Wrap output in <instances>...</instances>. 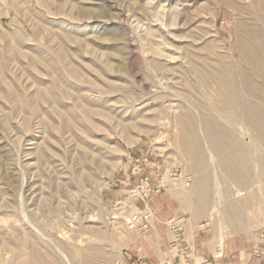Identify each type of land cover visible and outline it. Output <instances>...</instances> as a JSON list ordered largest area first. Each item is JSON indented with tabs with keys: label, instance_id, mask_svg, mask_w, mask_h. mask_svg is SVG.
<instances>
[{
	"label": "rangeland",
	"instance_id": "rangeland-1",
	"mask_svg": "<svg viewBox=\"0 0 264 264\" xmlns=\"http://www.w3.org/2000/svg\"><path fill=\"white\" fill-rule=\"evenodd\" d=\"M244 1L250 14L255 11L256 0ZM221 3L0 0V264H15L2 247L5 238L20 241L26 254L33 247L50 253L57 264H81L92 255L100 264H125V253L151 243L144 202L151 193L134 192L144 178L181 202L184 215L172 219L204 229L219 249L225 239H249L264 227L263 145L248 161L238 157L239 167L248 166L250 184L234 195L236 183L221 170L226 161L202 142L211 188L209 206L194 214L199 199L189 190L195 175L174 121L181 105L196 118L203 113L185 97L188 83L150 62L163 63L173 53L178 61L169 65L180 62L160 33L192 42L198 51L228 50L238 17ZM200 93L205 113L216 117V93ZM237 129L250 145L247 127ZM136 167L143 170L136 173ZM236 204L242 221L233 229L228 215Z\"/></svg>",
	"mask_w": 264,
	"mask_h": 264
},
{
	"label": "bare ground",
	"instance_id": "bare-ground-1",
	"mask_svg": "<svg viewBox=\"0 0 264 264\" xmlns=\"http://www.w3.org/2000/svg\"><path fill=\"white\" fill-rule=\"evenodd\" d=\"M236 1L222 0L220 6L231 9L238 17L232 30L234 40L232 39L233 43L228 50L224 49V46L220 51L214 50V46H205L198 51L197 48H193L192 42L184 43L182 38L175 40L174 37L160 33L159 36L168 45L167 51L178 50L180 62L178 65H169L177 60L173 57L174 53L168 56V60L163 63L157 59L150 60L154 68L171 71L186 84L188 83L189 90L185 97L190 98L191 105L203 113L202 116L196 118L190 110L191 107L181 105L180 114L174 121V126L179 132V146L183 156L191 161L189 170L195 175V182L189 191L199 199L194 211L196 215L198 211L208 205L207 197L211 188L210 177L206 172V157L201 149L202 142L212 148L218 159L226 161V164L221 166V170L236 183L234 195H238L240 189L243 190L250 184L247 174L248 166L246 164V167H239L238 159L241 157L248 161L256 146H264V0H256L255 11L251 14L247 11L248 6L243 3L244 0L240 3ZM246 1L248 0L244 2ZM251 7L253 8V6ZM245 14L248 15L247 18L244 17ZM230 50L238 54V60L229 58V53H232ZM202 89L216 93L219 105H211L213 109L214 107L218 109L216 117L205 113L209 107H207V101L200 98ZM174 100L171 98L169 101L168 110L170 112L173 110L172 101ZM218 119L224 120L225 124H222ZM198 126L201 127V132H198ZM237 126H242L244 129L247 127L248 138L252 139L250 145L244 143L243 139H239V132L237 135L236 131L238 130ZM227 141L230 143L231 151L227 150ZM258 155L261 162L263 161L262 172L264 171V152ZM235 206H232V213L228 215L233 229L238 228L242 221L240 207L238 204ZM2 247L6 252L12 253L15 264H57V261L51 258L52 254L43 253L34 247L28 254L25 253V250L22 252V243L17 239L13 243L10 239L5 238L2 241ZM51 247L54 253L59 249L53 243H51ZM82 261L81 264L101 263L96 255L83 256Z\"/></svg>",
	"mask_w": 264,
	"mask_h": 264
},
{
	"label": "crops",
	"instance_id": "crops-1",
	"mask_svg": "<svg viewBox=\"0 0 264 264\" xmlns=\"http://www.w3.org/2000/svg\"><path fill=\"white\" fill-rule=\"evenodd\" d=\"M144 172L148 173L147 170ZM151 173V184L155 186L157 171ZM144 202L151 213V243L125 253V264H264V254L257 257L250 253L253 248H263L258 245L257 235L249 239H225L219 249L204 234V229H195L196 224L186 221L182 226V243L178 245L183 249L178 252L171 246L173 232L169 229V222L173 217L184 215L181 202L167 190L152 192Z\"/></svg>",
	"mask_w": 264,
	"mask_h": 264
},
{
	"label": "built area",
	"instance_id": "built-area-1",
	"mask_svg": "<svg viewBox=\"0 0 264 264\" xmlns=\"http://www.w3.org/2000/svg\"><path fill=\"white\" fill-rule=\"evenodd\" d=\"M142 162L144 164H148L150 161L145 158L142 160ZM150 165V164H149ZM137 169H135V172L136 173H139L141 172L143 169L141 167H136ZM139 188V189H137ZM136 190L134 192H137L139 191V193H143V196H146L147 193H152V192H158L159 188H151L149 185H148V178H144L142 181H141V186L140 187H137ZM184 224V219H181V218H178V219H171L170 222H169V226L171 227V229L173 230V239H172V243H171V246L176 249L178 252H180L183 247L181 246H178L180 243H182V235H181V230H182V226ZM145 228L147 227V225L145 224L144 225ZM206 226H208V224H204V225H201V227L203 228H206ZM257 237H258V245L262 246L263 248L261 249V247H257V248H253L251 250V254L253 256H261L264 254V227L257 233ZM177 264V263H175ZM203 264H211L210 262H205Z\"/></svg>",
	"mask_w": 264,
	"mask_h": 264
}]
</instances>
